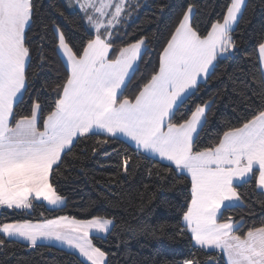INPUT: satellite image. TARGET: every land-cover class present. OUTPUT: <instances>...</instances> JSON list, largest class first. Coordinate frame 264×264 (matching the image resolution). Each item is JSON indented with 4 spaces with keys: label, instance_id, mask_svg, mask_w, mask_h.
<instances>
[{
    "label": "snow or ice",
    "instance_id": "1",
    "mask_svg": "<svg viewBox=\"0 0 264 264\" xmlns=\"http://www.w3.org/2000/svg\"><path fill=\"white\" fill-rule=\"evenodd\" d=\"M142 6L146 0H0V264H24L17 247L32 255L53 243L78 264H114L94 240L106 242L118 228L145 231L95 213L11 219L38 201L65 208L56 182L69 158L98 153L112 158L101 167L113 171L97 183L114 206L120 201L109 197L137 176L148 203L158 193L183 194L165 201L174 215L150 234L186 251L160 264H264V217L233 215L247 208L255 216L252 204L264 211V31L250 48L236 36L249 0H227L206 22L195 0H184L157 5L160 15L171 13L164 31L128 39L126 25ZM77 17L75 31L58 22ZM238 56L243 63L220 75L239 104L219 123L217 94L199 93Z\"/></svg>",
    "mask_w": 264,
    "mask_h": 264
},
{
    "label": "trees",
    "instance_id": "2",
    "mask_svg": "<svg viewBox=\"0 0 264 264\" xmlns=\"http://www.w3.org/2000/svg\"><path fill=\"white\" fill-rule=\"evenodd\" d=\"M161 2L179 5L184 0H146L147 7L142 6L126 25V30L129 33L128 39L134 40L137 36L146 33L151 34L158 30L161 32L165 30V23L171 13L167 8L164 10V15L158 13L157 5ZM195 2L199 6L201 19H204L205 22L212 17H219L227 4V0H195ZM249 2L250 7L245 13V20L241 21L236 32L238 38L245 40L246 48H250L253 38L264 31V6L260 5V0H249ZM44 3L47 4L48 0H44ZM52 3L59 4L60 0H52ZM70 19L72 20L71 23L62 19L58 22L63 23L67 29L75 31V25L79 23L78 17ZM154 45L155 41H153ZM50 55L53 54L50 53ZM152 58L154 59V57ZM241 63L243 61L238 56L235 60L221 66L217 70L218 78L211 81L199 93V96L204 98H207L208 95L217 94L213 121H217L219 118L217 122L224 123L225 120L231 119L233 107L239 104V98L232 92L231 81L224 79L220 74L225 70L232 71L235 65ZM54 67L59 68L60 65L56 64ZM145 70L146 65H141L140 73L144 74ZM46 72L49 76L56 74L52 70V66L46 69ZM140 78L141 75L138 74L137 81L133 82L131 87H135ZM111 160L110 156L99 153L96 158H88L82 161L69 158V169L56 182L57 191L66 197L67 206L62 210L53 212L44 203L36 202L31 211L18 212L11 219L37 222L59 215H70L77 218L91 216L93 213L115 216L117 223L125 225V228L144 226L145 231L133 235L125 229L118 228L115 234L107 238L106 242L94 240L105 250L114 253V256L110 257L114 264H160L165 257H179L186 251L183 244H172L166 236L154 238L150 232L157 229L162 221L172 218L174 215V210L166 206L165 201L175 200L177 197L182 199L183 194L158 193L156 198L148 203L146 195L144 198L138 195V192H143V189L138 183L140 177L137 176V179L130 180L117 189L115 197H109V199L120 201L118 205L114 206L103 199V189L101 184L97 183V181L106 180L107 175L113 171L110 167H101V165L110 164ZM80 167L85 169L86 174H80ZM92 201H96V204L89 208ZM250 207L254 209L255 216H248L247 208L236 209L233 215L238 218L243 214L246 220L259 223V218L264 217V211L258 204H252ZM84 209H88V211H84ZM15 251L24 264H78L75 256H69L66 250H60L55 246H52L51 250L42 248L40 253L32 255H29L27 249L20 247L15 248ZM0 259L3 258L0 257Z\"/></svg>",
    "mask_w": 264,
    "mask_h": 264
},
{
    "label": "crops",
    "instance_id": "3",
    "mask_svg": "<svg viewBox=\"0 0 264 264\" xmlns=\"http://www.w3.org/2000/svg\"><path fill=\"white\" fill-rule=\"evenodd\" d=\"M39 202V201H38ZM42 203H44L47 207H49L50 208V206H48L47 205V203L46 202H42ZM28 211H30V210H28ZM44 243H46V242H44ZM52 246H55V247H58V248H60V245L59 244H56V243H53V245Z\"/></svg>",
    "mask_w": 264,
    "mask_h": 264
},
{
    "label": "rangeland",
    "instance_id": "4",
    "mask_svg": "<svg viewBox=\"0 0 264 264\" xmlns=\"http://www.w3.org/2000/svg\"><path fill=\"white\" fill-rule=\"evenodd\" d=\"M31 210H32V209H31ZM31 210H30V211H31Z\"/></svg>",
    "mask_w": 264,
    "mask_h": 264
}]
</instances>
